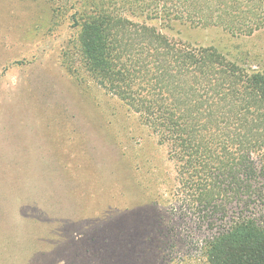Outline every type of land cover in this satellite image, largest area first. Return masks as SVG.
Instances as JSON below:
<instances>
[{
  "label": "rangeland",
  "instance_id": "obj_1",
  "mask_svg": "<svg viewBox=\"0 0 264 264\" xmlns=\"http://www.w3.org/2000/svg\"><path fill=\"white\" fill-rule=\"evenodd\" d=\"M0 0V264H205L168 147L67 70L83 0ZM264 72V28L151 21Z\"/></svg>",
  "mask_w": 264,
  "mask_h": 264
},
{
  "label": "trees",
  "instance_id": "obj_2",
  "mask_svg": "<svg viewBox=\"0 0 264 264\" xmlns=\"http://www.w3.org/2000/svg\"><path fill=\"white\" fill-rule=\"evenodd\" d=\"M72 19L67 70L121 100L168 147L180 208L204 232V263L264 264V72L151 23L252 35L264 28V0H83Z\"/></svg>",
  "mask_w": 264,
  "mask_h": 264
}]
</instances>
